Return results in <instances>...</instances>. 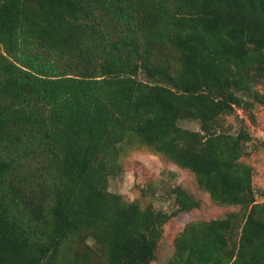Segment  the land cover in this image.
Returning a JSON list of instances; mask_svg holds the SVG:
<instances>
[{"label":"trees","instance_id":"1","mask_svg":"<svg viewBox=\"0 0 264 264\" xmlns=\"http://www.w3.org/2000/svg\"><path fill=\"white\" fill-rule=\"evenodd\" d=\"M258 105L264 0H0V264L157 261L166 223L201 200L178 185L166 211L112 192L135 144L240 206L189 221L163 264H264L243 159Z\"/></svg>","mask_w":264,"mask_h":264},{"label":"rangeland","instance_id":"2","mask_svg":"<svg viewBox=\"0 0 264 264\" xmlns=\"http://www.w3.org/2000/svg\"><path fill=\"white\" fill-rule=\"evenodd\" d=\"M141 78L144 76L141 75ZM252 113L254 119L247 116L252 139L248 142L249 154L243 159L253 165V185L257 191V199L261 202L264 200V196L260 194L264 191V106L258 105ZM246 115L239 110L234 115L224 117L223 125L226 129L238 127L239 120L246 118ZM179 123L184 128L200 130L199 122L196 120L182 119ZM122 164L121 173L110 178L109 189L124 195L129 201L140 199L144 205L152 203L157 209L172 211L175 205L169 191L178 185L183 186L201 200L199 208L176 216L166 223L158 258L153 264L165 262L174 249L176 235L189 221L224 217L230 211L240 210V206L215 204L210 196L198 187L193 173L149 151L145 146L135 144L129 148L122 158Z\"/></svg>","mask_w":264,"mask_h":264}]
</instances>
